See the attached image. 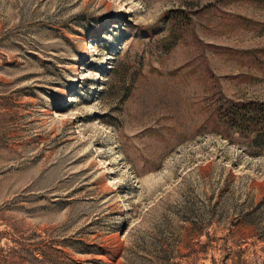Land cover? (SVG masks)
Instances as JSON below:
<instances>
[{"label":"rangeland","instance_id":"374dc122","mask_svg":"<svg viewBox=\"0 0 264 264\" xmlns=\"http://www.w3.org/2000/svg\"><path fill=\"white\" fill-rule=\"evenodd\" d=\"M226 99L264 101L256 0H0V264H264Z\"/></svg>","mask_w":264,"mask_h":264},{"label":"trees","instance_id":"16d2710c","mask_svg":"<svg viewBox=\"0 0 264 264\" xmlns=\"http://www.w3.org/2000/svg\"><path fill=\"white\" fill-rule=\"evenodd\" d=\"M256 2L264 7V0H256ZM243 21H251V19L245 18ZM217 112L231 129L251 138L252 147L259 148L260 151L264 149V101L226 99L225 102L220 103Z\"/></svg>","mask_w":264,"mask_h":264},{"label":"bare ground","instance_id":"6f19581e","mask_svg":"<svg viewBox=\"0 0 264 264\" xmlns=\"http://www.w3.org/2000/svg\"><path fill=\"white\" fill-rule=\"evenodd\" d=\"M121 211V210H120Z\"/></svg>","mask_w":264,"mask_h":264}]
</instances>
